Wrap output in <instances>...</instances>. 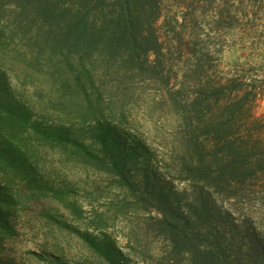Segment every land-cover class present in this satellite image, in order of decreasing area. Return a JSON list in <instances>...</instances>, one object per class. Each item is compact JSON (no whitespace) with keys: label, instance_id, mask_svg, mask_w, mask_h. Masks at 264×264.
Here are the masks:
<instances>
[{"label":"trees","instance_id":"16d2710c","mask_svg":"<svg viewBox=\"0 0 264 264\" xmlns=\"http://www.w3.org/2000/svg\"><path fill=\"white\" fill-rule=\"evenodd\" d=\"M162 1L0 0V252L4 240L17 235L14 222L28 200L35 205L47 197L69 215L83 217L82 206L67 190L39 179L33 148L44 146L111 177L110 185L122 192V216L129 211L147 215L139 235L161 244L153 264H264L258 232L245 217L234 218L264 173V135L253 130L249 111L264 80L257 79L263 84L259 91L257 83L237 75L204 83L199 59L185 68L174 88L177 74L159 33ZM223 15L219 10L217 24ZM11 53L10 62L18 59L27 75L47 86L53 106L52 98L35 106L22 95L30 75L17 81L20 88L12 86L2 66ZM134 80L160 84L168 105L188 125L173 176H161L148 148L118 126L125 114L114 108L126 107L124 91ZM50 107L62 108L65 117L47 124ZM85 123L93 126L78 129ZM175 180L183 187L175 188ZM54 210L37 211L47 222L62 223ZM105 225L100 218L95 228ZM74 231L105 264H133L104 232ZM137 231L129 234L134 251ZM227 242L236 245L231 260ZM144 256L136 259L146 264Z\"/></svg>","mask_w":264,"mask_h":264},{"label":"rangeland","instance_id":"374dc122","mask_svg":"<svg viewBox=\"0 0 264 264\" xmlns=\"http://www.w3.org/2000/svg\"><path fill=\"white\" fill-rule=\"evenodd\" d=\"M221 9L224 18L222 23L217 24ZM158 25L160 38L169 50L167 56L173 67L172 72L177 74V79H172L174 88L179 86L178 81L182 79L185 68L199 59L204 64L201 80L204 83L234 75L244 78L249 84L257 83L260 78L264 80V0H163ZM14 48L18 49L17 46ZM12 56V53L7 55L8 60L2 65L12 86H18L17 81L21 80L19 82L22 83L27 78L25 76L30 75L24 88L18 86L22 95L35 106L52 98L53 95L39 77L31 73L27 75L26 68L18 59L10 62ZM262 85L257 83V91ZM131 86L124 91L128 101L126 107L114 108L116 113L122 109L125 114V120L119 122L118 126L129 139H138L148 148L150 160L161 176H173L177 161L184 153L182 146L187 139L184 130L188 125L182 114L168 105L164 96L166 89L160 84L134 80ZM116 97L119 102L122 98L120 91ZM51 102L53 106L55 100ZM48 109L47 124L58 123L65 117L64 110L59 111L62 108ZM65 111L73 112L71 108ZM249 111L256 124L253 130L263 136L264 90L250 103ZM69 118L74 119L72 116ZM246 123L247 120L244 125ZM244 125L242 131L247 128ZM91 126L85 123L78 129L88 130ZM33 149L39 179L43 184L67 190L70 197L82 206L84 214L82 218H75L47 197L39 198L35 205L28 200L14 222L17 235L3 242L4 250L0 252L2 264H105L74 231L84 229L94 235L104 232L113 238L133 264H141V258L136 259L140 254H145L146 264L155 262L159 256L160 242L152 237L144 241L139 235L147 215L132 211L121 215L119 203L122 192L115 185H110L111 177L75 164L55 149L44 146ZM255 180L257 183L253 190L246 192L248 198L234 211V218L245 217L251 229L258 232L257 240L262 242L264 250V173ZM173 182L175 188L183 187L182 182ZM49 207L55 209L52 212L62 223L47 222L38 215L37 210ZM100 218L107 225L96 229ZM136 231L140 240L134 241L133 246H139L134 251L128 244L129 234ZM225 244V253L231 260L236 245L231 242ZM260 254L263 253L260 251Z\"/></svg>","mask_w":264,"mask_h":264}]
</instances>
